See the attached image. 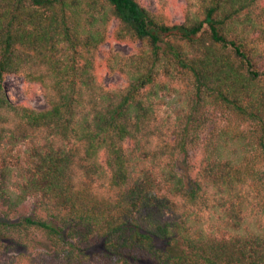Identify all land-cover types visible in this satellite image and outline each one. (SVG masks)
Instances as JSON below:
<instances>
[{
    "label": "trees",
    "instance_id": "16d2710c",
    "mask_svg": "<svg viewBox=\"0 0 264 264\" xmlns=\"http://www.w3.org/2000/svg\"><path fill=\"white\" fill-rule=\"evenodd\" d=\"M198 3L172 24L140 0H0V264H264L244 230L248 207L264 222V0ZM111 38L140 45L107 56L115 90Z\"/></svg>",
    "mask_w": 264,
    "mask_h": 264
},
{
    "label": "rangeland",
    "instance_id": "374dc122",
    "mask_svg": "<svg viewBox=\"0 0 264 264\" xmlns=\"http://www.w3.org/2000/svg\"><path fill=\"white\" fill-rule=\"evenodd\" d=\"M141 3L149 9L152 13L158 14L163 8V11L167 12L170 22L172 24L183 23L186 14L195 13L199 5L198 0H140ZM166 5L162 6V2ZM115 28V23L110 28V34L112 35ZM139 44H123L116 42L112 38L102 47L99 57L98 73L104 79L107 88L115 90L124 88L127 85L128 78L120 73H110L106 66V58L108 55L118 56L120 58L128 55H133L139 50ZM161 81H165L164 78ZM5 87L9 98L18 105L31 107L37 110H42L47 107V102L43 93V89L38 84L28 83L23 76H7L5 81ZM176 96V95H175ZM174 96L173 99L176 97ZM168 109V108H167ZM164 110H162L163 112ZM211 125L210 128H213ZM206 131L205 134H207ZM205 134L203 137H205ZM200 156V146H196L193 149L191 158L196 161ZM33 201L27 202V205L20 211V216L28 215L29 211L33 207ZM203 219L205 220L204 227L208 231L220 229L222 226V220L220 214L213 209H208L203 212ZM244 230L245 228H251L254 231H258L261 227H264V222L260 216H256L254 211L248 207L244 213ZM221 232H228L224 227ZM96 253L99 257L93 260V264H103L101 260V248H97ZM12 252V250H11ZM11 254V253H10Z\"/></svg>",
    "mask_w": 264,
    "mask_h": 264
}]
</instances>
